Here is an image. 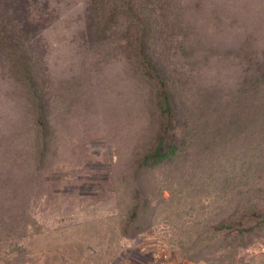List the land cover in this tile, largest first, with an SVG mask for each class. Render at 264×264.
<instances>
[{"label": "rangeland", "instance_id": "1", "mask_svg": "<svg viewBox=\"0 0 264 264\" xmlns=\"http://www.w3.org/2000/svg\"><path fill=\"white\" fill-rule=\"evenodd\" d=\"M181 1L168 59L187 131L139 165L153 83L86 40L87 0H0V18L40 19L27 46L50 80L40 125L0 61V264H264V228L238 244L219 228L264 196V0Z\"/></svg>", "mask_w": 264, "mask_h": 264}, {"label": "trees", "instance_id": "2", "mask_svg": "<svg viewBox=\"0 0 264 264\" xmlns=\"http://www.w3.org/2000/svg\"><path fill=\"white\" fill-rule=\"evenodd\" d=\"M85 18L87 41L114 42L153 83L159 126L139 165L169 159L187 131L179 115L183 112L180 81L173 62L168 59L171 47L183 44L186 39L182 1L87 0ZM47 20L50 19H45L44 23ZM35 24L41 25L40 19L26 15L0 18V61H8L10 74L23 85L41 125L49 107V99L45 97L50 91V80L37 68L36 57L31 52L33 32L30 28ZM234 214L236 216L223 219L219 228L226 229L227 237L238 244L246 232L264 228V196Z\"/></svg>", "mask_w": 264, "mask_h": 264}, {"label": "built area", "instance_id": "3", "mask_svg": "<svg viewBox=\"0 0 264 264\" xmlns=\"http://www.w3.org/2000/svg\"><path fill=\"white\" fill-rule=\"evenodd\" d=\"M188 264H195L194 262H190V263H188Z\"/></svg>", "mask_w": 264, "mask_h": 264}]
</instances>
